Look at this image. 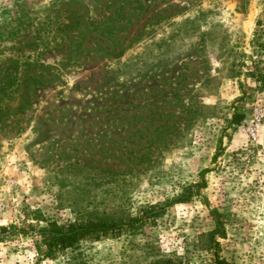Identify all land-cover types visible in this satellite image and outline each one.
Returning <instances> with one entry per match:
<instances>
[{
	"label": "rangeland",
	"instance_id": "1",
	"mask_svg": "<svg viewBox=\"0 0 264 264\" xmlns=\"http://www.w3.org/2000/svg\"><path fill=\"white\" fill-rule=\"evenodd\" d=\"M219 260L264 264V0H0V264Z\"/></svg>",
	"mask_w": 264,
	"mask_h": 264
},
{
	"label": "trees",
	"instance_id": "2",
	"mask_svg": "<svg viewBox=\"0 0 264 264\" xmlns=\"http://www.w3.org/2000/svg\"><path fill=\"white\" fill-rule=\"evenodd\" d=\"M48 229H41L44 242L49 248L53 246L67 248L74 246L80 239L86 237L91 232L105 226L104 221H93L76 218L73 223L59 225L54 220L48 221ZM5 227H1L4 230ZM217 264H228L226 261H217Z\"/></svg>",
	"mask_w": 264,
	"mask_h": 264
}]
</instances>
